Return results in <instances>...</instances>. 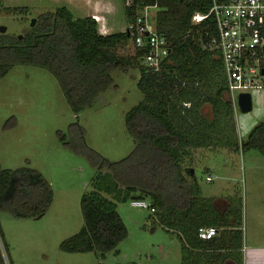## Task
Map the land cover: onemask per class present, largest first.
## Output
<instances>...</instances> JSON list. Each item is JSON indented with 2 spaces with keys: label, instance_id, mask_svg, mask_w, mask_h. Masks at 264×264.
<instances>
[{
  "label": "trees",
  "instance_id": "1",
  "mask_svg": "<svg viewBox=\"0 0 264 264\" xmlns=\"http://www.w3.org/2000/svg\"><path fill=\"white\" fill-rule=\"evenodd\" d=\"M156 5L155 30L169 43L170 54L159 72L142 64V52L123 55L131 42L126 32L101 35L91 17L73 18L67 7L38 15L21 39L0 34V78L15 65L46 69L58 82L73 114L91 107L112 83L113 70H139L137 87L142 101L125 115V126L134 148L128 156L109 162L84 145V131L64 143L86 155L95 170L92 191L80 200L83 226L63 241L67 253L113 251L127 237L115 202L149 200L158 223L174 234L183 254L195 256L192 264H241L242 218L238 200H225L224 207L199 196L197 185L184 170L192 168L199 149L256 150L264 155V123L256 126L245 142L235 136L232 104L226 79L215 51L206 49L216 37L211 16L197 25L191 17L206 15L211 0H143ZM24 13L26 8H12ZM136 9L123 8L127 23ZM185 104L188 105L185 106ZM209 106L211 119L202 115ZM60 140L65 142V136ZM104 195H111L112 200ZM53 199L51 187L36 170L0 169V212L16 219L42 216ZM214 227L217 235L200 240V228ZM0 242L7 248L0 230ZM0 264H5L0 254ZM9 264V261H8ZM183 264V262H182Z\"/></svg>",
  "mask_w": 264,
  "mask_h": 264
},
{
  "label": "rangeland",
  "instance_id": "2",
  "mask_svg": "<svg viewBox=\"0 0 264 264\" xmlns=\"http://www.w3.org/2000/svg\"><path fill=\"white\" fill-rule=\"evenodd\" d=\"M114 3L112 33L123 32L127 22L121 0ZM59 5V6H56ZM62 3L52 0H0V27L6 34L23 36L30 22L42 13L54 12ZM12 8H26L24 13ZM73 18L82 17L79 9ZM150 13L155 15L156 10ZM105 17V16H104ZM154 25V16L150 20ZM4 33V34H5ZM131 42L123 55H133ZM112 83L78 115L68 106L57 80L43 68L15 65L0 78V169L30 168L38 171L51 187L52 202L40 218L16 219L0 212V230L7 256L0 242L5 264H192L194 254H183L178 238L164 231L156 214L131 206L132 198L115 202V209L127 230V237L102 258L98 252L67 253L61 243L83 226L80 200L92 191L95 170L83 153L64 143L84 131V145L109 162H117L134 148L125 126V115L142 101L137 87L139 70H113ZM251 110L242 113L232 105L235 136L245 142L251 131L264 123V89L247 91ZM227 98V94H225ZM211 119L210 109L201 111ZM65 136V142L60 140ZM194 155L193 175L199 196L221 209L225 200H238L242 218L241 264H264V155L256 150L199 149ZM212 180L206 182V177ZM112 200L111 195H104ZM144 202L149 205V200Z\"/></svg>",
  "mask_w": 264,
  "mask_h": 264
},
{
  "label": "built area",
  "instance_id": "3",
  "mask_svg": "<svg viewBox=\"0 0 264 264\" xmlns=\"http://www.w3.org/2000/svg\"><path fill=\"white\" fill-rule=\"evenodd\" d=\"M121 3L123 8L136 9L123 32L130 36L133 49L142 52L141 64L150 72H159L167 61L170 47L150 22L152 16L155 18L150 11L157 12V6L146 5L143 0H121ZM209 16L215 22L217 33L206 49L217 53L226 79V91L234 104V93L238 96L249 90L264 89V0H211L208 13L194 14L191 24L197 25ZM90 17L97 24L98 32L106 35L104 18L96 14ZM211 180L210 175L206 177V182ZM131 206L154 213L144 201H132ZM216 235L214 227L200 228L197 232V237L203 241Z\"/></svg>",
  "mask_w": 264,
  "mask_h": 264
},
{
  "label": "crops",
  "instance_id": "4",
  "mask_svg": "<svg viewBox=\"0 0 264 264\" xmlns=\"http://www.w3.org/2000/svg\"><path fill=\"white\" fill-rule=\"evenodd\" d=\"M52 2H55V3L57 2V4L62 3L65 7L68 8L69 11L79 9L81 12H86V13H82L81 15L82 17L80 18L90 17L91 15H95V14L102 16L104 18V27H105V30L107 31L106 35L112 34L111 20L107 18L106 16L111 17L112 15H115L117 13V8L114 3H111L108 1L104 3L103 1H99V0H52ZM56 6H59V5H56ZM226 94H227V98L231 102L230 96L227 93V91H226ZM207 108L210 109L209 106L204 105L201 111L204 109L206 110ZM196 152L197 151H195V154Z\"/></svg>",
  "mask_w": 264,
  "mask_h": 264
},
{
  "label": "water",
  "instance_id": "5",
  "mask_svg": "<svg viewBox=\"0 0 264 264\" xmlns=\"http://www.w3.org/2000/svg\"><path fill=\"white\" fill-rule=\"evenodd\" d=\"M35 24V19L31 20L30 27H33ZM6 32L5 27H0V34H4ZM22 36H18L19 39H21ZM262 74H264V71H262ZM237 105L242 113H248L251 110V97L248 93L239 94L237 97ZM186 176L190 178L194 184H196V180L193 175V170L191 168L184 170ZM41 216H38L36 218H40Z\"/></svg>",
  "mask_w": 264,
  "mask_h": 264
}]
</instances>
